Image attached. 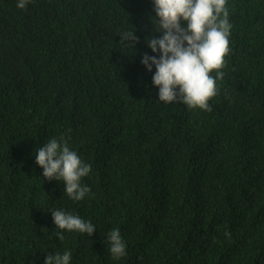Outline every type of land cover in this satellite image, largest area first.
<instances>
[{
    "label": "trees",
    "instance_id": "trees-1",
    "mask_svg": "<svg viewBox=\"0 0 264 264\" xmlns=\"http://www.w3.org/2000/svg\"><path fill=\"white\" fill-rule=\"evenodd\" d=\"M17 3L0 0V264L65 251L70 264H264V0H226L211 111L159 101L141 62L160 55L146 43L162 37L153 0ZM61 136L91 165L81 201L36 164ZM55 210L96 230L56 229ZM117 228L126 255L114 259Z\"/></svg>",
    "mask_w": 264,
    "mask_h": 264
},
{
    "label": "clouds",
    "instance_id": "clouds-1",
    "mask_svg": "<svg viewBox=\"0 0 264 264\" xmlns=\"http://www.w3.org/2000/svg\"><path fill=\"white\" fill-rule=\"evenodd\" d=\"M158 27L162 37L146 40L156 56L144 55L142 64L147 71L155 66L153 84L159 88V101L168 104L179 100L189 109L211 111L209 101L217 95L216 81L222 79L225 58L230 53L226 0H153ZM29 0H18L17 7L26 9ZM181 21L186 27H182ZM120 43L134 47L139 38L135 31L120 36ZM215 72V77L211 73ZM178 89V91H177ZM36 164L43 169L48 181H63L65 193L73 201L83 200L90 188L83 186L81 179L88 176L91 165L81 161L61 136L52 138L36 150ZM56 229L86 233L91 237L96 230L90 222L62 210L51 212ZM60 240L62 232L56 233ZM230 237V233H225ZM110 253L114 259L126 255V244L119 229L108 234ZM71 253L48 255L45 264H70Z\"/></svg>",
    "mask_w": 264,
    "mask_h": 264
}]
</instances>
